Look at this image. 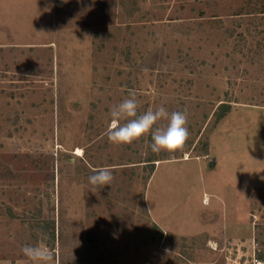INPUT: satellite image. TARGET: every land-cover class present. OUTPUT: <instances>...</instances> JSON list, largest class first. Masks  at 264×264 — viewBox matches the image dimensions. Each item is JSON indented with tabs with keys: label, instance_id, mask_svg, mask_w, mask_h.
<instances>
[{
	"label": "rangeland",
	"instance_id": "obj_1",
	"mask_svg": "<svg viewBox=\"0 0 264 264\" xmlns=\"http://www.w3.org/2000/svg\"><path fill=\"white\" fill-rule=\"evenodd\" d=\"M130 92L138 115L186 112L180 151L108 140ZM36 244L49 264H264V0H0V264Z\"/></svg>",
	"mask_w": 264,
	"mask_h": 264
},
{
	"label": "clouds",
	"instance_id": "obj_2",
	"mask_svg": "<svg viewBox=\"0 0 264 264\" xmlns=\"http://www.w3.org/2000/svg\"><path fill=\"white\" fill-rule=\"evenodd\" d=\"M137 109L138 101L134 92H130L127 98L111 109V121L106 130L110 142L117 145H130L144 137H150L148 148L152 153L157 154L162 151L176 153L184 147L190 134L186 112L169 113L161 105L155 110L148 109L138 115ZM122 120L127 122L121 124ZM162 120H166L167 124L155 127ZM92 172L88 180L96 188L111 185L114 179L111 166L95 168ZM41 237L45 238L43 234ZM21 252L33 264H49L54 259L53 253L40 244L24 245Z\"/></svg>",
	"mask_w": 264,
	"mask_h": 264
},
{
	"label": "trees",
	"instance_id": "obj_3",
	"mask_svg": "<svg viewBox=\"0 0 264 264\" xmlns=\"http://www.w3.org/2000/svg\"><path fill=\"white\" fill-rule=\"evenodd\" d=\"M230 111V107L228 106V105H223L222 106V113H221V115L219 116V118H218V121H220L221 119H223L224 118V116L228 113Z\"/></svg>",
	"mask_w": 264,
	"mask_h": 264
}]
</instances>
